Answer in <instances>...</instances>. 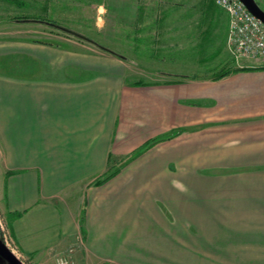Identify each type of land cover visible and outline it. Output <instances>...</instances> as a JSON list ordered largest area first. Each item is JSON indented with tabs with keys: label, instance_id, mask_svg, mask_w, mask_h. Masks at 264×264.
<instances>
[{
	"label": "crops",
	"instance_id": "1",
	"mask_svg": "<svg viewBox=\"0 0 264 264\" xmlns=\"http://www.w3.org/2000/svg\"><path fill=\"white\" fill-rule=\"evenodd\" d=\"M38 2L36 16L54 15L43 21L86 35L65 25L76 0ZM140 3L135 62L194 47L212 65L132 82L111 45L0 38V208L15 248L31 264H264V57L233 66L214 0ZM31 23L48 25L15 20Z\"/></svg>",
	"mask_w": 264,
	"mask_h": 264
},
{
	"label": "rangeland",
	"instance_id": "2",
	"mask_svg": "<svg viewBox=\"0 0 264 264\" xmlns=\"http://www.w3.org/2000/svg\"><path fill=\"white\" fill-rule=\"evenodd\" d=\"M261 1L264 7V0ZM76 4V8L72 7L71 15L65 14L69 20L68 24L65 25H72V27L80 30L97 42L111 45L110 49L127 55L129 57L128 61H126L128 81L158 80L159 74L157 73L163 69L170 70L173 75H192L194 73H201L203 71L201 70L202 68L212 65L211 63H203L204 57L199 55L198 49L194 47H174L165 57H158L157 62H151L150 57L145 53V56L140 57V59H143V62H135L133 48L128 45L132 42L131 39L134 31L131 29L134 28L135 22L138 19L137 7L138 4H141L140 0H76ZM64 5V3H61V7ZM101 5L106 9L105 17L101 15L104 12L99 11V6ZM51 9L54 12L52 7ZM40 10L38 0H0V38L29 37V39L38 42L55 43L57 45L68 46L71 49H81L93 53L104 52L101 47L92 43H85V46H80L76 44L77 40L78 42L81 41L78 37L56 30L49 25L31 23L27 25V29H22L20 25L15 24L16 19L23 17H28L24 19L39 18L36 16V13ZM53 16V14H49L46 19L53 20ZM60 19L62 18L60 17ZM73 21H77V24H73ZM200 57L203 62L200 61ZM229 58H231L232 64L234 63V67H240L231 54ZM242 65L246 67V60H243ZM4 233L10 246L15 247L10 236L7 219L0 208V238H2V235L4 237ZM78 245L82 246L80 240L78 241ZM14 251L23 264H31L16 249ZM71 254L69 253V255ZM77 263L80 264L79 262ZM0 264H9V259L2 253H0Z\"/></svg>",
	"mask_w": 264,
	"mask_h": 264
},
{
	"label": "built area",
	"instance_id": "3",
	"mask_svg": "<svg viewBox=\"0 0 264 264\" xmlns=\"http://www.w3.org/2000/svg\"><path fill=\"white\" fill-rule=\"evenodd\" d=\"M229 16L228 46L231 56L243 67V60L264 57V22L257 18L240 0H214ZM4 239L9 248V241ZM57 264H78L72 254L61 255Z\"/></svg>",
	"mask_w": 264,
	"mask_h": 264
},
{
	"label": "water",
	"instance_id": "4",
	"mask_svg": "<svg viewBox=\"0 0 264 264\" xmlns=\"http://www.w3.org/2000/svg\"><path fill=\"white\" fill-rule=\"evenodd\" d=\"M242 1L245 6L249 9V11L251 13H253L257 18H259L262 22H264V11L261 9V7L258 5V3L255 0H240ZM26 21H40L43 23H47L48 25H51L53 27H56L68 34H71L73 36H76L80 39L86 40L88 42L94 43L96 45H98V43L93 40L92 38L77 32L75 30L66 28L62 25L53 23V22H48V21H43V20H38V19H26ZM102 49L104 50H109L111 51L109 48L100 46ZM0 253H2L3 255H5L8 259H9V264H23V262L15 255V253L9 248V246L6 244L4 237L2 235V238H0Z\"/></svg>",
	"mask_w": 264,
	"mask_h": 264
},
{
	"label": "trees",
	"instance_id": "5",
	"mask_svg": "<svg viewBox=\"0 0 264 264\" xmlns=\"http://www.w3.org/2000/svg\"><path fill=\"white\" fill-rule=\"evenodd\" d=\"M24 18H28V17H23V19ZM36 19H38V20H48V19H46V18H42V17H40V18H36ZM229 71H226V72H221V71H219V73H217V77L218 78H220V77H222V76H224L225 74H227ZM180 131H182V130H175V131H173L172 133H170V134H168L167 136H165V137H160V138H157V139H155V140H153L152 142H149V144H147V147L148 146H150V145H153V144H155V143H157V142H159V141H162V140H164V139H167V138H171V137H174V136H176L178 133H180ZM115 172H111L110 171V169L101 177V178H99V179H97V181H96V183L97 184H101V183H103V182H105L106 180H108L113 174H114ZM15 215V217L16 216H19L20 215V213H15L14 214Z\"/></svg>",
	"mask_w": 264,
	"mask_h": 264
},
{
	"label": "flooded vegetation",
	"instance_id": "6",
	"mask_svg": "<svg viewBox=\"0 0 264 264\" xmlns=\"http://www.w3.org/2000/svg\"><path fill=\"white\" fill-rule=\"evenodd\" d=\"M258 5L261 7V9L264 11V7L262 6V1L261 0H255Z\"/></svg>",
	"mask_w": 264,
	"mask_h": 264
},
{
	"label": "clouds",
	"instance_id": "7",
	"mask_svg": "<svg viewBox=\"0 0 264 264\" xmlns=\"http://www.w3.org/2000/svg\"><path fill=\"white\" fill-rule=\"evenodd\" d=\"M99 11L103 13V12H106V9H104V6L101 5V6H99Z\"/></svg>",
	"mask_w": 264,
	"mask_h": 264
}]
</instances>
